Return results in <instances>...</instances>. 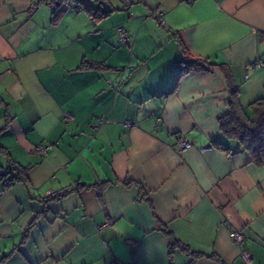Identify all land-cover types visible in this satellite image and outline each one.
Masks as SVG:
<instances>
[{"label":"crops","instance_id":"1","mask_svg":"<svg viewBox=\"0 0 264 264\" xmlns=\"http://www.w3.org/2000/svg\"><path fill=\"white\" fill-rule=\"evenodd\" d=\"M105 1L0 0V170L25 176L0 264H264V166L219 128L264 97V0Z\"/></svg>","mask_w":264,"mask_h":264},{"label":"trees","instance_id":"2","mask_svg":"<svg viewBox=\"0 0 264 264\" xmlns=\"http://www.w3.org/2000/svg\"><path fill=\"white\" fill-rule=\"evenodd\" d=\"M55 8L57 13L63 11L65 5H72L86 12L94 21L105 17L101 11L93 7L92 0H41ZM98 1V0H97ZM201 60H184L181 75L193 69H198ZM228 111L219 119L220 135L227 140H235L242 150L250 156L251 162L256 167L264 166V97L255 100L248 106L242 107L236 92H232L228 101ZM217 143V142H216ZM218 145V144H217ZM18 181H25L24 171L12 168L0 170V191H4ZM181 249H188L180 245ZM214 259V256H209Z\"/></svg>","mask_w":264,"mask_h":264},{"label":"built area","instance_id":"3","mask_svg":"<svg viewBox=\"0 0 264 264\" xmlns=\"http://www.w3.org/2000/svg\"><path fill=\"white\" fill-rule=\"evenodd\" d=\"M187 1L189 2L190 0H187ZM116 32H117L118 39L120 42H122V43L127 42L128 34L123 27H121V26L116 27ZM256 66L260 67V68H264V60L257 62ZM64 120H65V122H71L73 120V116L71 114L67 113L64 115ZM106 123H108V120H106L103 117L99 118V124H106ZM124 125L126 127L131 126V124L129 122H125ZM177 147H178L179 152H185L186 150H189L192 148V144L190 141L185 139V137L181 136L177 140ZM48 149L49 148L40 147V148H38V150L36 152L43 155L47 152ZM51 195H55V194H51ZM229 237L235 245L240 246V245L244 244V236L240 231L230 230ZM242 258H244V260H246L248 258V256L242 255Z\"/></svg>","mask_w":264,"mask_h":264},{"label":"water","instance_id":"4","mask_svg":"<svg viewBox=\"0 0 264 264\" xmlns=\"http://www.w3.org/2000/svg\"><path fill=\"white\" fill-rule=\"evenodd\" d=\"M94 3H96V8H98L102 14H108L113 9L112 5L105 0H92ZM121 4L123 6H128L131 3V0H120Z\"/></svg>","mask_w":264,"mask_h":264}]
</instances>
